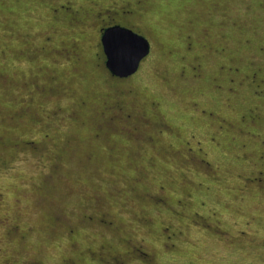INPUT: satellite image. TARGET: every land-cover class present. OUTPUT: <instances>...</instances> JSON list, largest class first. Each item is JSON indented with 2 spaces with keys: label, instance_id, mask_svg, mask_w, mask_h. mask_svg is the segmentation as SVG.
<instances>
[{
  "label": "rangeland",
  "instance_id": "rangeland-1",
  "mask_svg": "<svg viewBox=\"0 0 264 264\" xmlns=\"http://www.w3.org/2000/svg\"><path fill=\"white\" fill-rule=\"evenodd\" d=\"M116 259L264 264V0H0V264Z\"/></svg>",
  "mask_w": 264,
  "mask_h": 264
},
{
  "label": "water",
  "instance_id": "water-1",
  "mask_svg": "<svg viewBox=\"0 0 264 264\" xmlns=\"http://www.w3.org/2000/svg\"><path fill=\"white\" fill-rule=\"evenodd\" d=\"M100 41L105 67L111 75L119 78L133 75L150 52L149 40L125 26L105 28Z\"/></svg>",
  "mask_w": 264,
  "mask_h": 264
},
{
  "label": "flooded vegetation",
  "instance_id": "flooded-vegetation-1",
  "mask_svg": "<svg viewBox=\"0 0 264 264\" xmlns=\"http://www.w3.org/2000/svg\"><path fill=\"white\" fill-rule=\"evenodd\" d=\"M113 25H120V24L116 23V24H111V25L105 26V27H101V28H100V30H101L100 38H101V34H102L103 30H104L105 28L110 27V26H113ZM120 26H122V25H120ZM125 27H126V26H125ZM100 43H101V41H100ZM104 62H105V60H104ZM104 65H105V63H104ZM130 116H131V115L128 114V115L126 116V118H129ZM88 218H90V217H88ZM116 260L121 264V261H120L119 259H116Z\"/></svg>",
  "mask_w": 264,
  "mask_h": 264
}]
</instances>
